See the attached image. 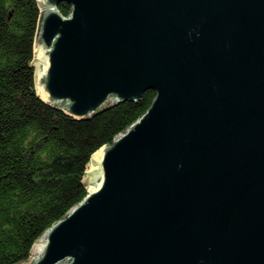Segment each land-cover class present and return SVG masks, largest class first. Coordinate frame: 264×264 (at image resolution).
Masks as SVG:
<instances>
[{"label": "water", "instance_id": "1", "mask_svg": "<svg viewBox=\"0 0 264 264\" xmlns=\"http://www.w3.org/2000/svg\"><path fill=\"white\" fill-rule=\"evenodd\" d=\"M38 4L42 100L89 119L156 96L18 264H264V0Z\"/></svg>", "mask_w": 264, "mask_h": 264}, {"label": "trees", "instance_id": "2", "mask_svg": "<svg viewBox=\"0 0 264 264\" xmlns=\"http://www.w3.org/2000/svg\"><path fill=\"white\" fill-rule=\"evenodd\" d=\"M40 15L38 0H0V264L30 259L39 236L87 194L93 153L156 96L149 89L89 119L46 103L33 65Z\"/></svg>", "mask_w": 264, "mask_h": 264}, {"label": "rangeland", "instance_id": "3", "mask_svg": "<svg viewBox=\"0 0 264 264\" xmlns=\"http://www.w3.org/2000/svg\"><path fill=\"white\" fill-rule=\"evenodd\" d=\"M87 186H89V185H87ZM31 256H32V253H31Z\"/></svg>", "mask_w": 264, "mask_h": 264}, {"label": "bare ground", "instance_id": "4", "mask_svg": "<svg viewBox=\"0 0 264 264\" xmlns=\"http://www.w3.org/2000/svg\"><path fill=\"white\" fill-rule=\"evenodd\" d=\"M90 167H91V165H90Z\"/></svg>", "mask_w": 264, "mask_h": 264}]
</instances>
